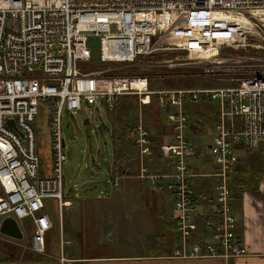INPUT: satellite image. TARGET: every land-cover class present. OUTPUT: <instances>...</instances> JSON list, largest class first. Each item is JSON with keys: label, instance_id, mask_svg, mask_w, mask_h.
<instances>
[{"label": "built area", "instance_id": "obj_1", "mask_svg": "<svg viewBox=\"0 0 264 264\" xmlns=\"http://www.w3.org/2000/svg\"><path fill=\"white\" fill-rule=\"evenodd\" d=\"M5 14L10 16L5 24L0 22V112L5 111L0 124V215L13 214L24 228L30 219L35 250L41 251L35 239L44 249V236L54 226L44 199H56L63 213L79 196L65 190L64 110L78 109L83 102L112 106L119 94L136 93L139 110L155 104L162 111L151 125L140 112L135 143L139 177L159 184L168 178L179 237L170 256H214L231 264L247 253L237 240L231 172L239 161L238 144L254 149L264 141V0H0V15ZM12 17L17 19L9 22ZM92 35L101 37L103 60L130 64L122 71L110 68L112 75H106L107 70L82 72L80 62L92 55ZM139 56L145 59L141 68L135 63ZM149 57L155 59L148 63ZM182 67L200 69L198 75L232 85L153 88L155 75L163 78L157 80L162 84L174 73L157 71ZM131 68L143 72L130 73ZM39 99L52 102L48 175H43L33 127ZM215 99V133L208 146L215 167L204 173L194 164L196 148L189 135L199 120L192 119L186 107ZM9 118L20 133L10 127ZM158 135L157 154L153 143ZM153 162L169 171L151 172L147 164ZM110 175L117 186L119 177L112 167ZM197 178L211 179L214 217L201 211ZM201 224L210 229V239L200 238ZM67 259L63 254L62 264Z\"/></svg>", "mask_w": 264, "mask_h": 264}, {"label": "rangeland", "instance_id": "obj_2", "mask_svg": "<svg viewBox=\"0 0 264 264\" xmlns=\"http://www.w3.org/2000/svg\"><path fill=\"white\" fill-rule=\"evenodd\" d=\"M88 46L94 63L85 68L90 70L95 69L100 60V36L89 37ZM152 59L155 57L147 58V62L150 63ZM144 62L145 59H141L136 64L141 68ZM182 68L178 70L164 68L157 71L163 74L174 73L169 79L162 80L168 82L163 84L158 83L159 76L155 75L152 79L153 88H176L184 84L193 88H217L232 85L202 74L198 75L201 72L200 69ZM128 72L140 73L143 69L131 68ZM154 74H156L155 71ZM161 79L163 78H159L160 81ZM138 102L139 97L122 96L115 107L114 114L121 113L128 120L138 118L139 113L143 111L139 110ZM208 102L210 104L214 102L215 107L219 104L217 99ZM190 105L186 107V110H190V117L194 119L197 109L203 106V101L200 100ZM205 108L210 112L209 106ZM111 112L102 103L98 110L96 106H89L85 103L81 110H75L74 117L65 114L64 134L68 145V161L64 166L65 190L71 189L73 194L78 193V199H74L75 205L66 208L63 213L58 209L56 199L52 197L44 199L46 212L50 214L54 226L44 236V249L42 243L35 239L37 245L41 246V251L35 250L32 246L31 237L34 231H32L33 224L30 219L24 221L26 228L21 225L24 234L21 240L13 239L0 232V264H59L63 254L66 258L64 251L71 246V244H64L65 240L70 239H74L73 248L78 247L81 254L148 253L155 245L152 243L157 238L156 236H168L173 233L174 202L166 187L168 178L160 181L161 184L158 181L154 183L146 178H140L138 160L128 168L130 172L125 175L128 177L119 179L118 185H114L113 176L110 175V168L113 167L114 161V139L112 137L114 115ZM143 117L146 120L144 111ZM50 120V102L39 101L34 128L43 166L48 170L47 174L52 158ZM214 133V130H209L208 135L198 138L202 141L196 143V145L200 144L197 146L201 148L203 154L199 155L194 163L200 167L199 171L204 173L214 170V156L208 149L206 150L207 145L211 144ZM195 136L192 134L193 138ZM147 166L149 169L151 167L153 173L169 171L163 163L153 162L148 163ZM208 180V182L211 181V179ZM130 205L134 206L136 213L125 210ZM3 220L4 218L0 217V221ZM30 250L40 252L46 256L45 259L38 263L27 262L26 255L30 254Z\"/></svg>", "mask_w": 264, "mask_h": 264}, {"label": "crops", "instance_id": "obj_3", "mask_svg": "<svg viewBox=\"0 0 264 264\" xmlns=\"http://www.w3.org/2000/svg\"><path fill=\"white\" fill-rule=\"evenodd\" d=\"M213 103L210 104L207 100H203V106H200L197 109V113H195V117L199 122L189 132L191 137L192 134L196 135L194 138L192 137L196 148L194 161L198 160L199 155L203 154L199 147L200 144H197L199 146L196 145V143L202 141L198 140V138H203L204 135H208L209 130H212L211 127L217 112V107ZM207 106H209L210 112L206 110L205 107ZM171 138V136L168 137V139ZM237 153L239 161L231 172L232 204L234 213L238 217L237 240L246 247L247 253L232 259L231 264H264V141L260 147L254 149L238 144ZM205 159L208 160L206 156ZM213 165L215 167L214 163ZM196 167L199 170L200 167ZM125 177L128 176L123 175L120 179ZM207 180L197 178L195 180V191L201 211L210 217H214L212 211L215 208V203L210 201L214 194V188L212 182ZM205 185H207V190ZM125 210L136 213L134 206L131 207V205ZM174 213L175 210L173 219ZM172 229L173 233L168 236H156L157 238L152 243H155V245L148 253L113 252L106 254L95 252L92 254H81V250L78 247L73 248L74 239H70L67 240L69 243H64L71 244V246H68L67 250H63L68 258L63 264H228L225 259L214 256L195 258L171 257L170 254L179 241L174 226H172ZM200 229L202 233L200 238L210 239V229L205 228L202 224ZM34 230L35 226L33 224L32 231ZM200 238H197L196 241ZM59 264H62L61 259Z\"/></svg>", "mask_w": 264, "mask_h": 264}, {"label": "trees", "instance_id": "obj_4", "mask_svg": "<svg viewBox=\"0 0 264 264\" xmlns=\"http://www.w3.org/2000/svg\"><path fill=\"white\" fill-rule=\"evenodd\" d=\"M164 83V81H162ZM166 82V81H165ZM168 83V82H166ZM186 86L185 84L180 86ZM116 108L112 110L113 113V139H114V161H113V175L115 177H121L123 175L129 174L128 168L130 165L139 160V151L135 143V125L137 122V117L134 119H127L123 114L118 113L115 115ZM143 111L145 112L146 124L151 125L155 123V120L162 114V111L158 106L152 104L150 106H144ZM161 141V136L158 135L154 138V148L158 154V144ZM42 160V156H41ZM47 172L43 171V175ZM173 226V222H172ZM31 251V250H30ZM26 261H31L33 263L41 262L45 259V255L40 252L31 251L30 254L26 255Z\"/></svg>", "mask_w": 264, "mask_h": 264}, {"label": "bare ground", "instance_id": "obj_5", "mask_svg": "<svg viewBox=\"0 0 264 264\" xmlns=\"http://www.w3.org/2000/svg\"><path fill=\"white\" fill-rule=\"evenodd\" d=\"M9 16H10V14L0 15V22H2V23L5 24L6 22H8V17H9ZM15 19H17V18H16V17H12V19H11L9 22H13ZM100 38H101V37H100ZM106 49H109V47H107ZM101 50H102V41H101ZM141 59H144V58H142L141 56L137 57V58L135 59V63L139 62ZM93 63H94V62H93V58H92V55H91L90 60H88V61H84V62H80V68H81V71L84 72V73H89V72H94V71L107 70V71H106V75H112L113 72H111V71L109 70L110 68H112V67H118V68H119L118 71H122L124 67H126V66H128V65L130 64V61H127V60H123V61H119V60H108V61H107V60H103L102 57H101V54H100V60H99V62L96 64V68H95V69H90V70H89V69H86V68H85V66H88V65L93 64ZM114 64H115V65H114ZM119 64H123V65L120 66ZM94 65H95V64H94ZM110 65H111V66H110ZM117 65H118V66H117ZM104 95H105V96H108L109 94H108V93H105ZM122 96H135V97H139L138 94H136V93H123V94H119V95L114 99L112 106H110V105L107 104L106 102H99V103H97V104H91V103L83 102L82 106H81L80 108H78V109H74V110H71V111H69L68 109H65V110H64V114H63V118H62V120H63V133H64V129H65V127H64V116H65L66 113H67V114H70L71 116L74 117L75 110H81L82 107H83V105H84L85 103L88 104L89 106H96V110H98L100 103H102V104H104V105L107 106V108H108L109 111H112V110L115 109V107H116V105H117V103H118L120 97H122ZM39 101H49V102H50V104H51V120H52V102H51V100H50V99H39L38 102H37V113H36V115L38 114V103H39ZM4 112H5V111H1V112H0V124L3 122V113H4ZM36 115H35V120H36ZM35 120H34V122H33V127H34ZM51 120H50V125H51ZM85 122H87V120H85ZM8 124L10 125V127H12V128H13L14 130H16L17 132H19V133L21 132V131L19 130L17 124H16V121H15L14 119L9 118V119H8ZM34 129H35V128H34ZM64 136H65V134H64ZM51 137H52V125H51ZM65 141H66V140H65ZM51 159H52V158H51ZM41 167H42V170H46V172L48 171V170L43 166V162H42V160H41ZM45 175H48V174L46 173ZM1 190H2V188H1V186H0V192H1ZM0 217H3V218L13 217V218L18 222L20 228H21V225H23V224L20 222V220L17 219V218H16L13 214H11V213L0 215ZM2 222H3V221H2ZM2 222H1V223H2ZM21 230H22V228H21ZM22 232H23V230H22ZM4 235H5V234H4ZM6 236H8V235H6ZM23 236H24V234H23ZM8 237H10V236H8ZM11 238H12V237H11ZM22 239H23V238H22ZM18 240H19V239H18ZM20 240H21V239H20Z\"/></svg>", "mask_w": 264, "mask_h": 264}, {"label": "water", "instance_id": "obj_6", "mask_svg": "<svg viewBox=\"0 0 264 264\" xmlns=\"http://www.w3.org/2000/svg\"><path fill=\"white\" fill-rule=\"evenodd\" d=\"M0 232L15 239H22L23 232L18 222L13 217H7L0 226Z\"/></svg>", "mask_w": 264, "mask_h": 264}]
</instances>
